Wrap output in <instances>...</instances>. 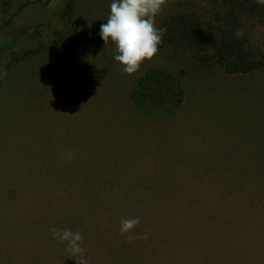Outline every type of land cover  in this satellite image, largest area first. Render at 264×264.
<instances>
[{
	"label": "rangeland",
	"instance_id": "rangeland-1",
	"mask_svg": "<svg viewBox=\"0 0 264 264\" xmlns=\"http://www.w3.org/2000/svg\"><path fill=\"white\" fill-rule=\"evenodd\" d=\"M74 1L69 42L34 3L11 31L43 22L38 36L0 55V264H75L51 227L80 231L88 264H264V67L229 75L161 44L128 75L99 35L111 0ZM261 31L245 41L264 49ZM150 68L180 76L173 117L130 101Z\"/></svg>",
	"mask_w": 264,
	"mask_h": 264
},
{
	"label": "trees",
	"instance_id": "trees-1",
	"mask_svg": "<svg viewBox=\"0 0 264 264\" xmlns=\"http://www.w3.org/2000/svg\"><path fill=\"white\" fill-rule=\"evenodd\" d=\"M34 3L40 4V11H50L48 21L59 20L58 36L61 38L63 34L64 41H70L74 0H26L13 13L11 0H0V10L6 16L0 26V55L18 41L38 36V26L43 22L26 24L17 33L11 31V24ZM166 6L156 26L166 29L162 45L170 51L198 65H218L229 75L249 74L264 67V49L251 46L244 35L235 36L238 30L244 32L247 27H258L264 35V5L256 0H168ZM40 53L36 48L19 56L11 54L8 66L25 63ZM129 98L139 112L173 117L184 100V88L177 72L150 68L136 78Z\"/></svg>",
	"mask_w": 264,
	"mask_h": 264
},
{
	"label": "clouds",
	"instance_id": "clouds-1",
	"mask_svg": "<svg viewBox=\"0 0 264 264\" xmlns=\"http://www.w3.org/2000/svg\"><path fill=\"white\" fill-rule=\"evenodd\" d=\"M256 2L264 5V0ZM167 3L168 0H111L107 22L100 25L99 35L105 45L110 42L115 45L114 61L124 73L134 74L143 62L158 54L166 29L156 26V17ZM235 36L242 38L243 31L238 30ZM64 155L69 161L74 158L71 150H66ZM140 223L138 217L121 219L119 232L122 236L129 234ZM50 233L52 239L65 245V251L75 264H88L80 231L51 227ZM148 238L147 232L139 236L128 235L127 242L132 244L135 240L147 241Z\"/></svg>",
	"mask_w": 264,
	"mask_h": 264
}]
</instances>
